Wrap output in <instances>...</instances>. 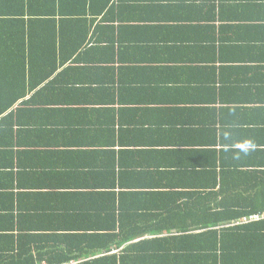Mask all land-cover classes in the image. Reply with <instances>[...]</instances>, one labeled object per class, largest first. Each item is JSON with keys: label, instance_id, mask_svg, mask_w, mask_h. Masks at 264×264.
<instances>
[{"label": "crops", "instance_id": "1", "mask_svg": "<svg viewBox=\"0 0 264 264\" xmlns=\"http://www.w3.org/2000/svg\"><path fill=\"white\" fill-rule=\"evenodd\" d=\"M117 2L6 90L0 264H192L222 182L264 193V0Z\"/></svg>", "mask_w": 264, "mask_h": 264}, {"label": "trees", "instance_id": "2", "mask_svg": "<svg viewBox=\"0 0 264 264\" xmlns=\"http://www.w3.org/2000/svg\"><path fill=\"white\" fill-rule=\"evenodd\" d=\"M117 10L120 17L122 2L117 0H0V112L4 104L13 105L6 90H17L18 84H25L19 83L18 76L26 74L25 67L31 66L32 59L81 54L91 45V31L100 14H117ZM8 68L12 78L6 79L10 80L5 79ZM232 166L237 167L236 163L231 164V169ZM230 176L236 181L235 175ZM234 180L221 183L230 191L220 189L222 208L208 226L202 225L211 230L196 235L203 247L189 255L194 257L192 264H245L248 260L264 264V193L254 196L251 188H246L250 186L239 187ZM222 221L226 224H220ZM134 258L138 259L124 257L121 264H134ZM171 259L186 262L184 256L174 255Z\"/></svg>", "mask_w": 264, "mask_h": 264}]
</instances>
